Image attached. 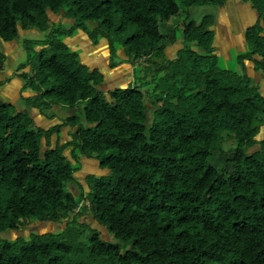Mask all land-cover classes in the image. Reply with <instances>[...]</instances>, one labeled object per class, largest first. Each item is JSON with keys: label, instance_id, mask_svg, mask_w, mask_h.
Returning a JSON list of instances; mask_svg holds the SVG:
<instances>
[{"label": "trees", "instance_id": "obj_1", "mask_svg": "<svg viewBox=\"0 0 264 264\" xmlns=\"http://www.w3.org/2000/svg\"><path fill=\"white\" fill-rule=\"evenodd\" d=\"M226 1L0 0V42L19 29L47 30L51 14L64 15L95 43L107 39L108 67L129 64L134 77L133 85L102 91L103 72L62 38L41 42L21 64L22 90L33 94L22 96L21 108L0 97V233L32 222L64 226L0 237V264H264V139H257L264 97L244 70L216 66L211 16L190 18L195 6ZM245 1L260 22L246 30L242 57L264 58V0ZM182 11V24L169 22ZM119 48L127 56L115 61ZM55 106L76 114L36 127L30 109ZM62 126L71 139L58 145ZM81 157L108 175L92 178L78 201L66 185Z\"/></svg>", "mask_w": 264, "mask_h": 264}, {"label": "crops", "instance_id": "obj_2", "mask_svg": "<svg viewBox=\"0 0 264 264\" xmlns=\"http://www.w3.org/2000/svg\"><path fill=\"white\" fill-rule=\"evenodd\" d=\"M193 12V9L190 10V14ZM210 15L212 18V26L210 29L214 32V46L216 45V51L221 48V45L226 43L230 47H238L241 46L242 50H245L247 53L248 46L245 41V32L250 27L254 26L255 24L259 23L260 20L258 18V14L252 8L250 2L245 0H227L224 5L218 6L217 8L212 9L211 12L206 13L204 15H200V19L196 22H200L201 19L206 16ZM60 15H50V19L48 24H46V29L50 28L51 25L54 24V21L58 19ZM175 18L169 20V22L173 21ZM179 22V20L177 19ZM176 21V22H177ZM182 24L183 21H180ZM45 32V30H42ZM41 30L37 29H19L18 36H22L26 34V32L37 33L39 34L42 32ZM17 36V37H18ZM264 36V32L261 34ZM11 42H0V49L6 48L10 49ZM68 48L72 51H76L79 54L80 61L88 66L90 69L99 68L104 76L105 80L103 84L100 86V89L104 92H107L111 89L116 87H121L123 85H116L112 86L116 82H124L127 86L132 82V67L129 64H124L121 67H114L109 68V44L107 39L101 38L97 43L91 40L87 33L82 30H79L78 35L65 39L64 42ZM180 43H176L173 45L168 46V49L176 51L179 47ZM239 46V47H240ZM36 50L40 49L41 46H35ZM170 56V55H167ZM172 56V54H171ZM262 60V62H261ZM240 62V61H239ZM243 64L239 67L242 72L243 70L246 72L247 76L250 79V82L257 86L258 91L264 97V58L258 56L257 54L252 56V59L243 58L241 60ZM260 63V64H259ZM25 71L29 70V67L24 68ZM11 69L7 72H10ZM21 71L17 70L14 72L13 76L7 83L3 85V88L0 89V97L8 103L11 104H18L22 100V96H31L33 93L30 88L22 90L23 81L19 77V73ZM20 107V104L18 105ZM21 108V107H20ZM55 114L53 117H49L48 114L40 113L36 108L30 109V114L33 117L36 127L41 129H48L49 127L62 123V117L59 115L57 111V106L54 108ZM65 116V115H64ZM74 130V128L72 129ZM70 126H62L59 133V144L62 145L63 143L69 141L71 139L69 135ZM58 136L54 133L51 137V146L54 147L57 143ZM258 140L264 139V123L261 125L260 130L257 134ZM68 153L71 147H68ZM81 169L77 170L74 173L75 179L77 178L79 182L85 181V178L88 174L91 175H102L107 173L106 170L101 169L99 163L94 158H87L81 157L80 158ZM76 179V180H77ZM75 181V180H74ZM86 186V183L84 182ZM74 191L77 189L72 186ZM86 219V218H85ZM39 223V222H38ZM43 223V222H42Z\"/></svg>", "mask_w": 264, "mask_h": 264}, {"label": "rangeland", "instance_id": "obj_3", "mask_svg": "<svg viewBox=\"0 0 264 264\" xmlns=\"http://www.w3.org/2000/svg\"><path fill=\"white\" fill-rule=\"evenodd\" d=\"M217 7L214 6H210V5H204V6H195L193 9V12L190 15V18L196 19L197 21L200 19V15H204L206 13L211 12V10ZM63 14V13H62ZM181 15L178 16V20L174 19L173 23H176V21L178 23H181L180 21L184 20V17L186 15V12L182 11L180 13ZM183 23V22H182ZM88 26L90 28V30H92L94 28V24L92 23H88ZM27 30V29H26ZM38 30V29H37ZM54 30V33H50L51 31ZM80 28L77 27H72V21L69 19H66L64 17V15H60L58 17V19H56L54 21V24L51 25L50 28H48L47 30H45V32H40L39 34L37 33H31V32H26V34L22 35V36H18L15 40L12 41V45H10V49H0V62L2 61L4 64V66L0 67V89L3 88V85L5 83H7V81H9V79L12 78L13 74L15 71H17L20 67L21 64H23L25 61H28V57L30 55V53L32 52V54H34L36 52V47L37 45L42 46L43 44H41V42H44L46 40H52L53 38H62V41L65 42V39L67 38H72L76 35H78ZM81 30H83V28H81ZM66 32V33H62V32ZM53 36V37H52ZM65 36V37H64ZM100 40V39H99ZM181 40V39H180ZM246 41V39H245ZM179 42V41H178ZM246 44L248 46V43L246 41ZM214 46V44H213ZM240 46V45H239ZM230 47L229 45H227L226 43H224V45H221V48L219 50L216 51V45L214 46L215 50L212 52L213 56L215 57V62H216V66L220 69V70H227L230 72H236L239 73V71L241 70L239 67H241V65L243 64V62H241V60H243L244 57L246 55V51L242 50L241 46L240 47ZM248 51V50H247ZM166 55H170L171 54L174 56L176 54L177 51H173L171 49H168V51L166 50ZM117 56L115 58L116 60H120V59H125V57L127 56L126 54V50L124 48H119L117 50ZM260 56V55H258ZM240 61V62H239ZM262 62V60H261ZM144 64L145 61L141 60L138 64H136V68H135V76H136V81L137 84L140 85L143 82V77L142 74L145 70L144 68ZM124 64H118L116 67H121ZM30 68V66H27ZM8 69L11 71L7 72ZM22 71H25V69H23ZM13 73V74H12ZM240 74V73H239ZM148 79L151 78V75H149V77H147ZM132 79L134 80L133 77V69H132ZM131 85H133V83H130ZM116 85H123L121 87H125V83L124 82H116L114 83L112 86H116ZM252 86H254L251 83ZM257 89V86H254ZM144 88V90H151L153 89V84H147L145 86H142V89ZM258 91V89H257ZM22 102H19L18 104H16L15 108H18L19 104ZM81 106V105H80ZM20 108V107H19ZM57 111L59 112V115H61L62 117H65L64 119H62V121L64 122L66 117L69 115L68 110L63 108L62 106H57ZM152 109H154L153 107H149L148 110V117L149 119H151L152 117ZM46 114L49 113V117L52 114V112H55L54 109L52 110H46L45 111ZM56 113V112H55ZM57 114V113H56ZM65 115V116H64ZM70 116V115H69ZM150 122V121H149ZM148 123V120H147ZM60 145V144H58ZM64 153L68 155V149L66 148L64 150ZM75 167H77V169H81V164L80 162H77L76 164H74ZM108 175V173L102 174V175H91L88 174V176L85 178V183L86 186L84 185V182L81 181L79 182V180L75 179V181L68 183L66 185V190L70 191L76 200H81L85 198H87V193H88V182H91L92 178H96V177H106ZM72 186H74L77 191H74L72 189ZM83 200V201H84ZM86 220L88 222H92V227L98 228L100 230V232L102 233V237L105 240L108 241H116L115 238L108 233L105 228L101 227L98 225L97 222H95L94 220L90 219V218H86ZM64 223L63 224H58V223H53V222H32L31 224L27 225L24 228L21 229H15V230H5L4 232L0 233V237L2 239H6V240H13L15 238H17L18 236H24V237H28L29 233L32 232H53V233H58L61 232V230L63 229Z\"/></svg>", "mask_w": 264, "mask_h": 264}, {"label": "water", "instance_id": "obj_4", "mask_svg": "<svg viewBox=\"0 0 264 264\" xmlns=\"http://www.w3.org/2000/svg\"><path fill=\"white\" fill-rule=\"evenodd\" d=\"M69 115H75L76 114V108H68Z\"/></svg>", "mask_w": 264, "mask_h": 264}]
</instances>
